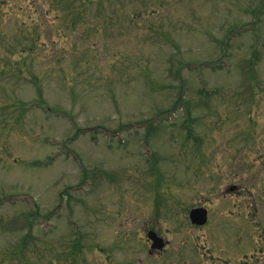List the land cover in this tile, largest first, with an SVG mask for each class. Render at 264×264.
Returning <instances> with one entry per match:
<instances>
[{
    "label": "rangeland",
    "instance_id": "1",
    "mask_svg": "<svg viewBox=\"0 0 264 264\" xmlns=\"http://www.w3.org/2000/svg\"><path fill=\"white\" fill-rule=\"evenodd\" d=\"M150 226L264 264V0H0V264H159Z\"/></svg>",
    "mask_w": 264,
    "mask_h": 264
},
{
    "label": "flooded vegetation",
    "instance_id": "2",
    "mask_svg": "<svg viewBox=\"0 0 264 264\" xmlns=\"http://www.w3.org/2000/svg\"><path fill=\"white\" fill-rule=\"evenodd\" d=\"M151 229H155L158 235L163 236L165 238V242L162 243L164 246L162 248H152V241L146 237V241L143 244L144 250L146 249L147 254H150L148 255L149 257L158 256L157 260L159 264H165L166 254L172 252L174 248H172L171 242L169 241V239L166 238L164 232L160 230L159 227L149 228L148 231Z\"/></svg>",
    "mask_w": 264,
    "mask_h": 264
},
{
    "label": "water",
    "instance_id": "3",
    "mask_svg": "<svg viewBox=\"0 0 264 264\" xmlns=\"http://www.w3.org/2000/svg\"><path fill=\"white\" fill-rule=\"evenodd\" d=\"M191 218L196 223H205L207 220V209L203 207L194 208L191 212Z\"/></svg>",
    "mask_w": 264,
    "mask_h": 264
}]
</instances>
